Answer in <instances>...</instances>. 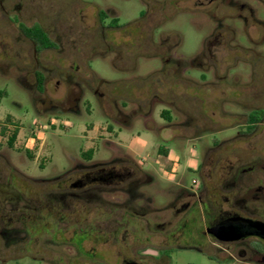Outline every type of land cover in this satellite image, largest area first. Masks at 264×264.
<instances>
[{"label": "flooded vegetation", "instance_id": "af4514ba", "mask_svg": "<svg viewBox=\"0 0 264 264\" xmlns=\"http://www.w3.org/2000/svg\"><path fill=\"white\" fill-rule=\"evenodd\" d=\"M4 1L0 0V6ZM176 1L183 0H140L144 7L138 17L130 23L120 24L118 11L109 5L102 7L92 2L90 5L94 9L89 13L74 0L73 20L66 23L60 11H64L70 5L68 3L14 0L10 13L6 11L3 15L13 33L11 36L29 50L25 49L24 53L13 41L3 44L1 50L6 52L9 47L22 67L34 65L35 70L41 69L32 74L38 93L36 102L42 114L58 109V104L43 95L46 74L51 72L46 66L54 59L50 53L66 52L68 48L88 53L89 49L102 43L109 51L132 49L137 53L142 50L159 54L161 68L151 71L144 79L126 78L114 85L101 81L95 90L90 88L85 76L69 79L71 91H67V102L64 100L68 108L62 106L61 109L79 113L80 101L86 92H91L100 100L107 117L121 122L136 113L149 115L158 102L164 106L160 116L164 112L167 114V119L164 118L167 124L162 129L176 132L167 140L179 137L199 141L197 135L200 132L195 125L199 115L181 107L183 102L189 101L173 87H203L208 83L206 79L194 83L190 77H184L183 59L171 55L177 44H169L168 35L155 31L167 18L168 7L174 6ZM187 1L192 4L187 3L185 11L194 10L206 17V44L196 59L203 69L204 62L208 63L206 71L214 78L220 79L222 73L226 74L236 66L240 60L238 55L247 52L237 40L240 35L255 46L248 51L253 58L262 60L257 44H264V0H255L256 5L249 0ZM58 5L62 9L56 8ZM132 28L134 30H130ZM34 29L40 30L53 46L40 47L32 35H28ZM70 33H74L75 44L62 45V38ZM254 33L259 35L260 41L250 37ZM87 60L82 61L85 69ZM253 67L245 83H240L241 72L235 71L233 78L241 107V122L246 128L237 136L247 141L262 137V134L264 137L261 130L264 65ZM133 69L135 65L129 68L130 71ZM145 92L148 96L140 100V95ZM131 104L134 109L128 112ZM172 113H175L174 119ZM4 117L5 122L12 123L0 124V138L4 137L3 128L7 126L16 130V136L12 146L7 140L5 145H0V161L12 165L1 150L4 147L13 149L18 134L25 130L15 117ZM251 117H258L259 122H250ZM232 141L206 147L197 168L199 181L194 180L189 189L180 186L170 203L157 209L129 205L130 198L145 200L139 189L152 182L151 177L139 169L141 163H135L129 156L101 162L93 161L92 154L86 162L76 161L72 169L51 178H32L15 167H10V174H6L0 163V264H19L24 259L49 264L54 256L50 253V245L58 248L54 257L60 264H171L168 252L181 242L192 243L193 250L208 260L216 256L219 261L220 257L224 258L220 254L227 252L237 264H264V238L256 235L235 237V232L225 230L226 222L232 220L264 227V158L252 156L242 160L233 150L234 162H230L226 145ZM25 147L27 149L28 143ZM89 150L92 148L88 147L86 152ZM35 183L36 186L52 184V191L56 192L33 189ZM147 250L154 251L155 256L141 254Z\"/></svg>", "mask_w": 264, "mask_h": 264}, {"label": "rangeland", "instance_id": "374dc122", "mask_svg": "<svg viewBox=\"0 0 264 264\" xmlns=\"http://www.w3.org/2000/svg\"><path fill=\"white\" fill-rule=\"evenodd\" d=\"M48 1L54 4L56 1L70 4L63 9L64 11H60V15L65 16L66 23L73 20L74 0ZM13 2L14 0H5L0 6L2 7L0 9V124L9 125V122H5L4 116L11 115L21 122L25 131H20L13 149L8 150L4 147L1 150L9 157L12 164L0 161L6 174H10V167H15L32 178L55 177L72 169L76 161L86 162L83 153L91 147L93 161L109 162L115 157L129 156L135 163L140 162L139 169L149 175L152 182L142 185L139 189L145 200L140 198L136 201L130 198L129 205L157 209L170 203L180 186L189 189L194 180L199 181L198 165L206 147H213V143L233 140L226 145L230 162H234L233 150L241 155L242 160L252 156L264 158L263 134L262 137L256 136L255 139L248 141L237 136L239 131L244 132L246 128L241 122V107L233 79L235 71L241 72L240 83H245L254 69L253 66L264 65V44H257V51L261 53L262 60H256L253 58L254 55L248 52L255 46L248 41V38L240 35L237 40L247 52L240 53L238 55L240 60L236 66L231 67L226 74L224 73L225 75L222 73L220 79H216L210 71H206L209 68L208 63L204 62L203 69L201 62L196 59L206 44V17L194 10L185 11L187 3L192 4L187 0L176 1L174 6H169L167 18L161 21V25L155 31L160 30L168 35L169 44H177L171 55L173 58L183 59V76L190 77L194 83H202L206 79L208 85L173 87L176 92L184 94L190 102V104L183 102L181 107L186 110L191 109L199 115L195 125L196 130L200 132L197 135L200 136V140L179 137L167 140L176 132L169 133L162 129L167 123L160 116L164 106L158 102L154 104L149 115L136 113L127 116L121 122L110 120L104 113L100 100L91 92H86L80 101L79 113L61 109L62 106L68 108L65 102L68 98L67 91L68 93L71 91L69 79L85 76L90 88L95 90L101 81L114 85L126 78L144 79L151 71L160 69L161 55L144 53L141 52L142 50L139 51L140 53L132 52V49L123 52L109 51L104 49L102 43H98L96 48L89 49L88 53H79L70 48L66 52L50 53L51 59H54L46 66L51 72L46 74L43 95L58 104V109L40 113V107L36 102L38 93L34 87L35 80L32 73L41 69L35 70L34 65L22 67L10 53L9 47L6 52L1 50L3 44H10L11 41L17 42L16 45L23 48L24 53L29 50L24 49L21 41L14 40L9 23L5 21L3 14L6 11L10 13ZM92 2L98 6L109 5L116 9L120 24L135 20L144 7L140 0H78L84 11L89 13L94 9L90 5ZM249 3L256 5L255 0H249ZM57 7L62 9L59 5ZM258 36L254 33L250 37L260 41ZM155 37L158 39L157 34ZM75 39L74 33H70L62 38V45L73 46ZM104 50L106 51L103 52ZM85 59H88L87 69L82 63ZM134 65L135 69L130 71L129 68ZM26 72L28 73L25 74ZM202 75L205 78L202 79ZM66 83H68L67 87ZM67 88L70 90H66ZM142 94L140 100L148 96L146 92ZM134 99L136 100L137 97L135 96ZM131 109H134L133 104L129 105L128 112ZM172 118H175V113H172ZM262 120L261 130L264 133V118ZM7 127L11 129L10 126ZM107 127H109L108 131ZM32 134L33 137L30 136ZM6 140V136L0 138V145H5ZM105 142L111 143V147ZM26 143H28L27 149ZM26 151L29 153L27 154ZM4 163L7 165L5 166ZM172 169H174L173 174H171ZM36 185L35 183L33 189H48L51 190L50 192H56L52 191L54 189L52 184ZM49 250L54 256L58 254V248L55 246L50 245ZM27 251L30 252L29 249ZM145 253L155 256L152 250L141 254ZM168 253L172 260L171 264H237L228 257L227 252L224 255L220 254L224 258L220 257L219 261L216 256L208 260L193 250L192 243L186 242H181ZM54 256L52 255L49 264H60L58 258ZM19 264L41 263L24 259L19 261Z\"/></svg>", "mask_w": 264, "mask_h": 264}, {"label": "trees", "instance_id": "16d2710c", "mask_svg": "<svg viewBox=\"0 0 264 264\" xmlns=\"http://www.w3.org/2000/svg\"><path fill=\"white\" fill-rule=\"evenodd\" d=\"M29 36L32 35V38L35 39V41L38 43V45L40 47H52L53 46V43L51 41L48 40V38L38 29H34L33 32H30L28 33ZM41 84H42V79L41 77H39V80H38V85L39 87H41ZM167 114L164 112L162 113V117L167 119ZM9 123H12L11 121L8 120ZM250 122L252 123H257L259 122V118L258 117H251L250 118ZM3 136H6L7 138V142H8V145L9 146H12L14 140H15V136H16V130H12V129H9V128H3V132H2ZM93 154V151L92 150H89L87 151L86 153L83 154V156L85 158H90Z\"/></svg>", "mask_w": 264, "mask_h": 264}, {"label": "water", "instance_id": "95a60500", "mask_svg": "<svg viewBox=\"0 0 264 264\" xmlns=\"http://www.w3.org/2000/svg\"><path fill=\"white\" fill-rule=\"evenodd\" d=\"M225 230L227 232H231L232 234L236 233L235 237H241V236H246V235H256V236H260L264 238V227L263 226L245 224L244 222H239V221H234V220L227 221Z\"/></svg>", "mask_w": 264, "mask_h": 264}, {"label": "built area", "instance_id": "2783aa9c", "mask_svg": "<svg viewBox=\"0 0 264 264\" xmlns=\"http://www.w3.org/2000/svg\"><path fill=\"white\" fill-rule=\"evenodd\" d=\"M173 173H174V169L171 170V174H173Z\"/></svg>", "mask_w": 264, "mask_h": 264}]
</instances>
